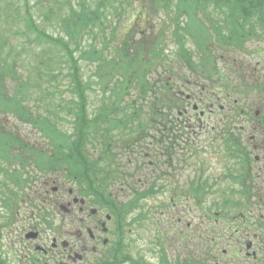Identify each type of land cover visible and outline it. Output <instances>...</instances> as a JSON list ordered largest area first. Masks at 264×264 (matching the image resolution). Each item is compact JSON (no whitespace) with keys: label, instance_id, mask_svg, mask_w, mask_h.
<instances>
[{"label":"rangeland","instance_id":"rangeland-1","mask_svg":"<svg viewBox=\"0 0 264 264\" xmlns=\"http://www.w3.org/2000/svg\"><path fill=\"white\" fill-rule=\"evenodd\" d=\"M35 1L28 0V7L39 28L54 37L62 36L54 19L46 21L41 16L44 15L46 19L51 16L50 10L45 7L48 4L42 3L40 7H36L34 5ZM58 1L64 3L67 0ZM97 1L93 0L94 3ZM116 1L122 0H115L117 4ZM63 5V9L66 10V4ZM155 5L152 0H131L129 5L124 4L123 9H118L121 14L125 11L123 15L120 14L118 19L115 15L109 16L111 19L109 26L115 24V34L111 40L110 28L104 31V35L107 34L109 42L108 49L105 52H110L113 48L120 46L124 40L131 42L132 51L138 48V44H143L145 50H149L153 43L159 41L160 47L164 48L167 58L164 61L155 60L154 65L169 68L168 70L171 69L172 74H163L159 71L160 76H158L154 71H151L148 77L146 76V80L150 83L157 81L155 83L157 94L168 95L169 89L161 87V84L167 81L170 82L171 92L181 94L182 98L190 99L187 100L188 105L183 104L185 107H177L174 110L176 118L168 120L170 124L168 127L162 128L161 126L160 130L156 126L149 127L144 132V134H149L142 141H137L139 139L137 137H132L129 139L130 141H127L125 135L119 136L116 144L108 146L107 149L116 154V162L120 165V168L116 167L117 170L129 173L134 172L135 163L137 162L131 158L132 155L143 149V156L138 158L142 162L138 166H141L143 171L136 173L135 176L140 181V183L138 182L140 185L135 186L134 184L133 187L141 190L146 189L149 184H153L154 187H149V190L153 192H150L146 199L138 201L140 207H137L131 213H124L119 223L113 217L112 224L107 226L111 230L107 240L110 243L115 242L116 236L114 234H116L117 226H119L122 232V244L126 245L124 254H129L133 260L143 262V264H164L161 252L163 250L165 261L169 264H176L175 262L182 264L185 259L198 261L203 257L197 252L199 206L195 204L197 197L195 184L213 187L210 193L217 194L216 197L212 196V199L208 198L209 201L203 204V209L209 207L212 200L221 202L227 197L225 189L228 183L225 177L227 165L226 162L223 164L217 158L218 156H215L214 146L212 147L211 128L219 120L218 108L220 106L231 108L232 100H236L239 104L243 103L246 109L249 108L250 101L248 98H244L240 93L238 94V89L242 90L243 87L241 84L243 79H239V76L246 74L245 80H247V83H253L254 78L247 77L249 74L247 66H256V62L261 58L259 55L251 58L236 53L235 56L241 58L233 63L232 60L235 56L230 53L228 45L221 44L220 41L217 42L214 39V31L209 22L214 18H220L217 14L220 13L219 11L226 12L228 9L215 10L211 6L212 8H209L210 17L208 15L197 16L199 20L196 23L194 22V27L190 32L191 36L185 34L184 37V31L178 32L179 35H182V39L173 35V23L170 21V16L172 17L174 14L170 10H173L174 3L171 2L170 9H165L162 4L157 7ZM59 6L61 5L58 2L52 4L54 12L57 11ZM129 11H133L136 17H131ZM24 12L25 4L23 0H0V81H4L5 93L10 97L20 87L21 81L20 79L16 80L15 75H18L22 81L35 84L27 90L26 106L33 107L37 105L41 107L40 111L44 112L46 101H48V104L60 103L59 92L62 93L61 97L69 96L65 85L57 83L56 77L54 79V75L59 76L60 74L58 80L66 83L67 65L57 63L54 69V64L48 66L43 63L46 62L44 61L46 59H51L54 62V59L59 56V51H57L55 45L35 39V34L29 32L30 30L25 26ZM141 13L144 15H141ZM96 32V45L101 48L103 47L102 38L104 35L101 32ZM193 36L196 37V40L192 38ZM90 39L91 35L86 36L87 41H90ZM177 39L184 42L186 56L191 53L192 69L188 68L187 63L176 56L179 51ZM252 48H255L254 51L258 50L257 46ZM240 53L242 52L240 51ZM80 65L82 66L83 79L88 80L91 84V88L87 91L88 113L94 115L101 105V98L107 96V93L105 94V74L103 69L97 71L93 64L80 62ZM256 67L260 69L259 66ZM56 69L59 70L58 73H56ZM233 70L236 71L234 75ZM131 74H135L133 68L131 70L122 69L120 74H117V80L129 79L133 76ZM136 78L133 77L132 80L124 84V88H128V94L121 100V104L123 102L126 104L130 99L133 100L140 93L141 87ZM229 86L235 88L234 93ZM58 90L59 92H57ZM146 101L145 98L143 102L146 103ZM134 105L139 106V104ZM193 106H196V110H193ZM143 108L146 110L145 105H143ZM160 108L162 110L158 112L160 119L163 115H169L167 106H164L166 111L163 110V107ZM250 109L253 113L256 112L257 107L254 105ZM197 111H203L204 117H200ZM239 118H244L246 123L247 117ZM244 119L236 118L233 121L239 127ZM172 120L174 121L173 124L170 123ZM224 120H227V118H224ZM146 122L154 125L152 120ZM0 126L15 132L17 135L20 134L21 139L31 141L34 144L33 146H37L40 150L47 151L50 148L46 142L41 140L38 131L33 130L31 126L19 123L15 115L0 112ZM61 129L69 132L70 126L64 123ZM162 132L164 134L160 136ZM115 136L116 134H114ZM155 137H160L156 143ZM159 140H161V143ZM166 140L170 141V145L173 143L175 146L171 151L173 153L172 157L168 156L167 143H164ZM188 142L190 146L187 147ZM131 143L132 145L126 146ZM15 166H19V164L15 163ZM26 169L30 172L31 180H29L26 187L19 188L20 198H18L16 207L13 208L12 212L5 211L0 207V225L3 226V229H0V255L3 258H9L10 262H16V264L19 261L18 258H13L12 254H6L8 253L7 248L12 247L11 252H16L19 255L18 246H21V244L19 245L18 242L14 244L16 238L14 232L21 229L24 224L27 230H33L31 225L26 224L27 219L34 218L31 215L32 212L28 209L29 207L26 206V203H23L26 201L23 199L28 197L38 202L42 209H45L46 214L52 218L53 224L49 223L50 227H45L42 224L39 226L44 233H48L50 236L54 232V237H57L58 241L77 242L81 239L82 243L92 248L93 244L88 241L85 232H82L78 237V232L86 230V227L82 228L79 222L80 220L81 222H87L89 212L77 213V207L71 203L72 197L67 195L70 189L73 190L71 184L59 173H48L46 175V172L43 174L29 165L26 166ZM139 174L147 176V181L150 179V183L145 185L142 182L144 180L143 175ZM3 180L4 177L0 174V189ZM190 184H192L191 189ZM12 187L14 186L9 184V188ZM111 187L112 196L119 202V207H122L128 200H134L131 189L127 184ZM159 187H162L163 190H152ZM53 190H57L56 193H53ZM38 191H40V194ZM74 196L76 195L74 194ZM68 204L70 205L68 206ZM106 213L110 212L102 210L96 220L103 221ZM7 218L13 224L8 225L5 222ZM5 225L8 226L4 227ZM204 233L205 231H203ZM111 246H114V244ZM206 247L204 245L203 248ZM99 249V246L95 249L97 254ZM77 252L84 255L80 250H77ZM81 264H86V262Z\"/></svg>","mask_w":264,"mask_h":264},{"label":"trees","instance_id":"trees-1","mask_svg":"<svg viewBox=\"0 0 264 264\" xmlns=\"http://www.w3.org/2000/svg\"><path fill=\"white\" fill-rule=\"evenodd\" d=\"M113 1L98 0L94 3L93 0H67L63 3L58 0H36L34 4L36 7H40L42 3L48 4L45 7L50 10L51 16L49 19H46L44 15L41 16L46 21L54 19L55 23H57L62 36L54 37L39 28L29 10L28 0H23L25 4L24 21L25 26L30 30L29 32L35 34L37 41L55 45L57 51H59V56L54 59V62L51 59H46L44 60L46 62L43 63L48 66L54 64V69L57 63L67 65L66 83L58 80L60 74L59 76L54 75V79L56 77L57 83L65 85L69 96L61 97L62 93L58 90L60 103L48 104V101H46L44 112H41V107L37 105L33 107L26 106L27 90L35 86V84L22 81L18 75H15V79H20L21 81L20 87L10 97L5 93L4 81H0V112L15 115L19 123L31 126L33 130L38 131L41 140L50 146L47 151L40 150L37 146H33L34 144L31 141L28 142L24 141L25 139H21L19 137L21 136L20 134L17 135L15 132L0 126V174L4 177L1 182L2 188L0 189V207L5 211L12 212L17 205L18 198H20L19 188L26 187L29 180H31L30 172L26 169L27 165L33 166L36 171L43 174L46 172V175L48 173L63 175L65 180L71 184L76 197L87 200L93 208L108 210L117 222L122 219L124 213H131L137 207H140L138 201L146 199L150 192H153L149 190V187H154L153 184H149L143 190L133 187L134 184L135 186L140 185V181L135 176L137 175L136 173L143 171L142 167L138 166L142 163L138 158L143 156V149L132 155L131 158L137 162L135 163L134 172L129 173L117 170L120 165L116 162V154L107 148L111 144L112 146L116 144L119 136L125 135L127 141H130L129 139L132 137H137L139 138L137 141H142L149 134H144L149 127L156 126L159 130L161 126L162 128L168 127L170 125L168 120L176 118L174 110L177 107H185L183 104L188 105V101L186 97L182 98L181 94L178 95L171 92L170 82L164 81L161 84V87L169 89L168 95H164L156 93L155 83L157 81L150 83L146 80L151 71H154L158 76H160L159 71L163 74H172L171 69L168 70L169 68L164 66L154 65L155 60L164 61L167 58L164 48L160 47L159 41L153 43L149 50H145L143 44H138V48L132 51L131 42L124 40L120 46L113 48L110 52H105L108 49L109 42L107 34L104 35V31L110 28L111 40L115 34V24L109 26V22H111L109 16L115 15L118 19L121 14L118 9H123L124 4L129 5L131 0L116 1L117 4L115 0ZM152 1L154 5L157 4L155 5L156 7L162 4L165 9H170L171 2L174 3L173 10H170L174 14L172 17L170 16V21L173 23V35L182 39V35H179L178 32L184 31V37L185 34L191 36L190 32L194 27L193 24L199 20L197 16L208 15L210 17L209 8L212 7L215 10L228 9L226 12L219 11L220 13L217 14L220 18H214L212 19L213 21L209 22L214 31V39L217 42L220 41L221 44L228 45V32L232 16L235 17V31L241 33L245 28L248 17L258 16L263 18L262 21L264 20V0ZM54 2H58L62 6H59L56 12L52 8ZM63 4H66V10L63 9ZM170 11L169 13H171ZM128 13L131 17H136L133 11ZM141 15L144 14L141 13ZM96 31L104 35L102 38L103 47L101 48L96 45ZM88 35H91L90 41L86 40ZM192 38L196 40V37L193 36ZM177 45L179 51L176 56L187 63L186 66L188 68L192 69L191 53L186 56L187 52L184 48V42L180 39H177ZM80 62L93 64L97 71L103 69L105 74V94L107 93V96L104 94L105 97L101 98V105L94 115H89L88 113L89 100L87 91L91 88V84L88 80L83 79ZM131 68H133L135 73L131 74L133 76L124 81L117 80V74H120L122 69L131 70ZM56 70V73H58L59 70ZM133 77H137L136 79L141 87L140 93L133 100L130 99L126 104L124 102L121 104V100L128 94V88H124V84L132 80ZM145 98L147 100L146 103L143 102ZM134 104H139V106ZM162 104L164 105L161 106ZM143 105H145L146 110H144ZM164 106L168 107L169 115H163L161 120L158 112L162 111L160 107H163V110L166 111ZM118 113L121 114L118 116ZM147 120H152L154 125L147 123ZM172 122L174 121H170V123ZM64 123L70 126L69 132L61 129ZM114 134H116L115 137ZM163 134L164 132L160 136ZM227 134L229 133L226 132L223 136L225 137L223 138L225 155L232 149L231 146H228L229 137ZM159 138L155 137V143ZM159 142L161 143V140ZM169 142L167 140L164 141V143H167L168 156L172 157L173 153L171 151L175 146L173 143L170 145ZM130 145L132 143L126 146ZM188 146H190L189 142ZM224 159L226 160L227 157H224ZM15 163H18L19 166H15ZM226 165H228L227 162ZM139 175H143L144 180L142 182L145 185L150 183V179L147 181V176L144 174ZM225 177L227 179V173ZM9 184L14 187L9 188ZM121 184H127L130 187L134 200H128L122 207H119V202L112 196L111 186L115 187ZM130 189L127 190L130 191ZM152 190L163 189L159 187ZM203 190L205 193L208 192L206 187H203ZM38 193L40 194V191ZM23 200H26L23 203H26V206L29 207L28 209L36 214V218L26 220V224L37 226L42 224L50 227L49 215L46 214L45 209H42L38 202L29 199V197ZM5 222L8 225L13 224L9 218ZM7 226L5 225L4 227ZM0 229H3V226L0 225ZM23 229L27 230L25 224L22 225ZM120 249H122L121 255L118 254L117 256V254H114L111 264H125L127 262L129 264H143V262L133 260L129 254H124L126 245H122L118 250ZM161 252L162 262L169 264V262L165 261L163 250ZM175 263L180 264V262ZM182 264L205 263L200 260L188 261L185 259Z\"/></svg>","mask_w":264,"mask_h":264},{"label":"flooded vegetation","instance_id":"flooded-vegetation-1","mask_svg":"<svg viewBox=\"0 0 264 264\" xmlns=\"http://www.w3.org/2000/svg\"><path fill=\"white\" fill-rule=\"evenodd\" d=\"M234 19L235 17L232 16L228 32L227 44L230 53L232 56L239 53L251 58L259 55L261 59L255 65L260 69L246 65L249 73L247 77L254 78L253 83H247L246 74L239 76V79H243L241 82L243 87L242 90L238 89V94L248 98L249 108H244L243 103L239 104L236 100H232L231 108L220 106L217 126L213 125L211 128L213 152L223 164L225 162L228 164L226 167L228 183L225 187L227 197L221 202L212 200L209 207L203 209V204L209 201L208 198L212 199V196L216 197L217 194L210 193L213 187L195 184L197 194L195 204L199 206L197 252L203 256L200 261L205 264H264V20L262 21L263 18L258 16L248 17L241 33L235 31ZM253 46H257L258 50L254 51ZM239 58L241 57L235 56L232 62L236 63ZM235 73L236 71L233 70V75ZM230 89L235 92V88L230 87ZM189 99L186 98L188 101ZM254 105L257 110L251 113L250 107ZM198 115L204 117V112L199 111ZM243 116L247 117L246 123L244 118H239ZM236 118L244 119L239 127L234 124L233 119ZM226 132L229 133L228 146L232 148L227 156L223 150V138H225L223 136ZM224 157L227 159L225 160ZM203 186L208 192H204ZM191 187L192 184L190 189ZM55 191L53 190V193ZM67 195L72 197L71 203L77 207L78 214L89 212L88 221L79 222V225L82 228L86 227V230L78 232V237L85 232L88 241L93 244L92 248L82 243L81 239L77 242L58 241L57 237H54V232L49 236L39 226L31 225L33 230H22L21 227L14 232L16 236L14 244L16 242L21 244L18 246L19 255L11 252L12 247L7 248L6 255L12 254L13 258H18L17 264H81L82 262L111 264L114 254L121 255L122 249H118L123 242L119 226L114 234L115 242L110 243L107 240V236L111 234L107 226L112 224L113 216L106 213L103 221L96 220L102 209L93 208L87 200L74 196L72 189ZM31 215L34 218L30 219L36 218V214ZM48 221L53 224L51 216ZM30 235L33 237H29ZM112 244L114 246H111ZM203 244L207 246L205 249ZM98 246L100 249L97 254L95 249ZM77 250L84 255L78 254ZM9 260L0 255V264H16Z\"/></svg>","mask_w":264,"mask_h":264},{"label":"water","instance_id":"water-1","mask_svg":"<svg viewBox=\"0 0 264 264\" xmlns=\"http://www.w3.org/2000/svg\"><path fill=\"white\" fill-rule=\"evenodd\" d=\"M193 110H196V106H193ZM29 237H33V235H30Z\"/></svg>","mask_w":264,"mask_h":264}]
</instances>
